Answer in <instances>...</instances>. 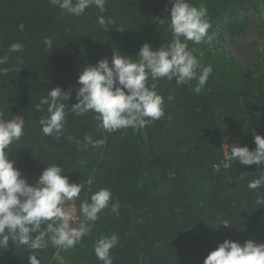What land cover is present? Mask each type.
<instances>
[{"label": "trees", "instance_id": "trees-1", "mask_svg": "<svg viewBox=\"0 0 264 264\" xmlns=\"http://www.w3.org/2000/svg\"><path fill=\"white\" fill-rule=\"evenodd\" d=\"M189 3L204 8L211 23L210 40L187 42L193 55L213 68L206 84L195 93V80L178 85L175 78L149 79L164 99V115L144 128L108 133L99 127L95 113L71 112L80 87L77 78L100 59L111 63L114 52L136 59L145 42L156 50L171 41L166 23L171 0H106L104 9L92 6L79 17L49 0H0V56L12 43L23 45L0 65L9 69L0 75V114L4 119L18 115L25 122L24 135L10 146L8 159L30 184L53 164L63 167L70 183L83 184L79 198L66 202L75 205L77 220L82 218L81 203H90L94 192L106 188L112 193L109 207L82 243L68 250L49 245L37 255L41 264H103L94 244L112 234L119 237L110 250L112 264H203L225 239L241 245L247 240L264 243V207L255 204L264 187H248L264 175V165L258 169L229 162L230 149L223 146L229 142L252 150L254 135L264 136V50L260 70L254 71L226 50L222 36L224 31L230 40L244 34L255 15L264 38V0ZM100 16L105 27L98 24ZM45 37L52 39L51 49L43 43ZM56 86L71 92L59 138L41 131L39 120L47 115V106L36 109ZM86 136L104 143L85 147ZM112 203L120 205L118 216L111 211ZM31 254L9 242L7 250L0 249V264H28Z\"/></svg>", "mask_w": 264, "mask_h": 264}, {"label": "clouds", "instance_id": "clouds-1", "mask_svg": "<svg viewBox=\"0 0 264 264\" xmlns=\"http://www.w3.org/2000/svg\"><path fill=\"white\" fill-rule=\"evenodd\" d=\"M49 3L79 17L92 6L104 9L106 0H49ZM171 4L170 19L166 23L172 40L156 50L145 42L134 56L136 59L114 52L111 63L103 58L95 65L85 66L77 78L80 85L76 89L77 102L70 107L74 115L95 113L100 121L99 127L108 133L144 128L164 115V99L158 93L156 83L148 84L149 79L156 82L161 78L168 81L175 78L178 85L195 80L197 83L192 91L199 93L202 90L213 68L211 65L204 66L193 55L187 42L201 44L206 42V38L210 40L208 29L211 23L206 10L197 9L189 0H171ZM98 24L105 27L103 16L98 17ZM19 28L23 30V25H19ZM43 43L49 49L53 46L50 37H45ZM22 50L23 45L19 42L9 45L7 52L0 56V65L8 62L10 53ZM8 71V68L0 67V75H7ZM70 98L71 92L60 86L47 91L41 98L36 109L44 111L41 106H47V115L39 120L45 136L59 138L62 135L67 123L66 102ZM168 99L173 98L169 96ZM24 124L18 115L4 119L0 114V249L7 250L9 242L16 247L25 246L32 250L28 264H41L42 256L38 259L37 255L49 245L63 250L80 245L91 232L92 224L99 219V214L109 207L112 193L106 188L94 192L90 203H81L82 218L77 220L75 211L67 210L65 203L79 198L84 185L70 183L62 166H47L35 183L30 184L16 167L15 161L8 159L10 146L24 135ZM103 143L102 139L93 141L86 136L84 146L96 148ZM254 143L256 147L252 150L248 146L231 144L230 152H226V160L238 161L244 166L256 165L260 169L264 165V136L254 135ZM76 144L79 150L80 141H76ZM228 166V163L223 164L225 168ZM220 167L214 166V171L219 172ZM248 187L251 190L264 187V175L250 181ZM255 204L264 207V196L258 195ZM119 207L118 203L111 205V211L117 216ZM223 225L227 226V223ZM118 240L116 234L97 239L94 244L97 259L103 264H112L110 250L117 246ZM203 264H264V243L247 240L241 245L225 239L206 256Z\"/></svg>", "mask_w": 264, "mask_h": 264}, {"label": "rangeland", "instance_id": "rangeland-1", "mask_svg": "<svg viewBox=\"0 0 264 264\" xmlns=\"http://www.w3.org/2000/svg\"><path fill=\"white\" fill-rule=\"evenodd\" d=\"M244 14H250V10L244 11ZM249 26L246 28V32L242 35H237L230 40L227 31L223 32L225 42V48L228 52L244 67L251 68L254 71L260 70L261 53L264 50V38H261L259 31L257 30V19L254 15L253 19L249 22ZM225 144H229L226 142ZM226 149H230L226 146ZM69 204V203H68ZM65 204V208L68 210L70 204ZM71 211V210H69ZM59 257V256H58ZM61 259V258H60Z\"/></svg>", "mask_w": 264, "mask_h": 264}, {"label": "built area", "instance_id": "built-area-1", "mask_svg": "<svg viewBox=\"0 0 264 264\" xmlns=\"http://www.w3.org/2000/svg\"><path fill=\"white\" fill-rule=\"evenodd\" d=\"M69 204H70V207L71 208H68V210H71V211L74 210L75 211V215H76V219H78V217H77V210L75 208V205L72 202H70Z\"/></svg>", "mask_w": 264, "mask_h": 264}]
</instances>
